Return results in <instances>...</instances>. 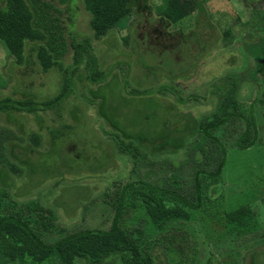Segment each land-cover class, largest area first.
Masks as SVG:
<instances>
[{
    "label": "rangeland",
    "instance_id": "obj_1",
    "mask_svg": "<svg viewBox=\"0 0 264 264\" xmlns=\"http://www.w3.org/2000/svg\"><path fill=\"white\" fill-rule=\"evenodd\" d=\"M202 1L207 17L201 14L198 25L194 19L195 0L182 1L186 17L173 27L157 14L163 0H148L149 9L132 12L109 35L95 40L89 14L81 0H76L72 21L65 19L67 29L75 38L90 41L99 69L105 71L106 77L102 84H91L82 66L81 77L75 78L74 93L63 104L62 118L48 112L41 115L40 124L33 115L24 118L14 115L15 121L10 122L6 115L0 114V141L8 140L5 154L11 163L23 168L12 173L18 211L28 212L25 203L36 201L56 211L64 234L106 229L114 214L111 206L116 193L126 184L170 175L191 184L194 171L202 168L192 162L180 166L183 158L192 153L191 149L179 151V156L166 153L153 166L142 156L135 163H127L125 158L120 159L104 133L109 125L101 115L146 136L165 131L162 126L167 124L171 135L180 137L173 129L181 130L184 120L210 111V106L174 107L171 99L130 92L132 88H153L171 81L194 92L205 82L220 85L226 72L242 66L239 52L232 50L235 43L223 39L221 33L235 27L241 30L242 41L258 43L256 27L245 33V24L252 9L264 18V0L251 3L250 7L240 0ZM246 49L248 71L233 73L236 82L243 84L239 88L238 109L244 116L249 114L250 104L257 97L252 71L258 58L253 56L252 48ZM70 56L71 52L64 63H71ZM13 61L0 43V98L33 95L42 99L58 91L60 74L56 69L43 73L38 65L17 66ZM246 84H252L251 88ZM262 118L257 117L258 121H263ZM64 123L71 127L63 130ZM48 126L60 130H55L57 137L53 144ZM259 127L264 134V124ZM6 132L11 136H6ZM34 134L37 142L32 138ZM198 140L199 137L193 141ZM29 143L32 151L26 147ZM214 156L212 161L203 163L208 172L220 160L219 154ZM225 158L219 176L201 178L202 206L191 212L189 220L157 230L141 208L124 207L121 226L141 242L144 254L155 256V264H264V139L248 149L228 148ZM242 206L247 209L248 227L230 231L227 214Z\"/></svg>",
    "mask_w": 264,
    "mask_h": 264
},
{
    "label": "trees",
    "instance_id": "obj_2",
    "mask_svg": "<svg viewBox=\"0 0 264 264\" xmlns=\"http://www.w3.org/2000/svg\"><path fill=\"white\" fill-rule=\"evenodd\" d=\"M182 1L163 0L162 6L157 9L161 20L172 27L180 23L186 17ZM240 1L250 7L257 0ZM75 2L76 0H0V43L7 55L14 60V65H38L39 71L43 73L56 69L60 74L58 91L49 97H1L0 114L6 115L10 122L15 121L14 115L22 118L33 115L42 124L41 115L52 111L62 118L63 104L74 93L75 78L81 77L82 66L89 83L97 86L105 80V71L99 69L90 41L75 38L67 29L69 25L65 23V19L72 21ZM81 3L84 11L89 14V27L95 40L109 35L132 12L148 8V0H81ZM64 14H67L66 18ZM201 14L207 17L204 3L202 0H195L194 19L197 25ZM255 27V31H258L255 41L258 43L242 41L241 30L235 27L221 33L223 39L235 43L232 50L239 52L242 66L226 72L220 85L213 86L211 82H205L204 86L189 92L171 81L153 88L130 89L136 96L154 95L161 99H171L174 107L191 109L210 106L209 112L184 120L181 130L173 129L181 134L180 137L172 136L167 124L162 126L165 131L161 129L154 135L146 136L140 134V130L134 133L108 116L101 115L109 125L104 133L112 141L120 159L125 158L127 163H135L142 156L149 159V165L153 166L166 153L179 156V151L187 152L191 149L192 153L183 158L180 166L189 162L202 166L194 171L191 184L170 175L155 180L139 179L119 188L111 206L114 214L106 229H82L64 234V228L58 225L56 211L36 201L25 203L28 212L18 211L17 200L12 192V173L14 169L21 172L23 168L10 162L5 154V143L8 140H1L0 264H155V256L152 253L144 254L141 242L121 226L124 207L134 205L141 208L151 226L157 230H163L176 221L189 220L191 212L202 206L201 178H216L222 173L227 149H248L264 139L262 128L259 127V124L262 127L264 124V18H260V13L252 9L245 24V33L251 32ZM246 47L252 48L248 50L254 51L253 56L258 58V63L252 71L257 97L250 104L249 114L244 116L238 109L239 88L243 84L236 82L233 73L248 71ZM257 49L258 52L255 51ZM70 52L71 63L66 64L64 60ZM246 86L251 88L252 84ZM245 98L249 99V95ZM260 116L263 121H258L257 117ZM70 127L67 123L61 126L63 130ZM56 129L47 127L51 144L57 137ZM6 136L10 137L11 134L6 132ZM22 136L18 135L19 138ZM198 137L200 140L194 142ZM32 138L38 141L36 134ZM30 145L31 143L26 147L32 151ZM217 154L220 160L208 172L203 163L212 161L211 156ZM145 176L150 177L148 174ZM248 221L247 209L243 206L227 214L230 231H242L248 227Z\"/></svg>",
    "mask_w": 264,
    "mask_h": 264
}]
</instances>
